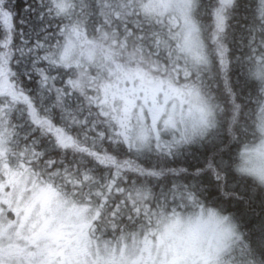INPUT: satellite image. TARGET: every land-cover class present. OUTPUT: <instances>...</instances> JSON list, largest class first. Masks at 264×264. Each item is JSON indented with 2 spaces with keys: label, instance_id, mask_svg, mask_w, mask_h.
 Returning a JSON list of instances; mask_svg holds the SVG:
<instances>
[{
  "label": "snow or ice",
  "instance_id": "1",
  "mask_svg": "<svg viewBox=\"0 0 264 264\" xmlns=\"http://www.w3.org/2000/svg\"><path fill=\"white\" fill-rule=\"evenodd\" d=\"M0 264H264V0H0Z\"/></svg>",
  "mask_w": 264,
  "mask_h": 264
}]
</instances>
